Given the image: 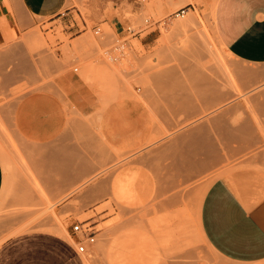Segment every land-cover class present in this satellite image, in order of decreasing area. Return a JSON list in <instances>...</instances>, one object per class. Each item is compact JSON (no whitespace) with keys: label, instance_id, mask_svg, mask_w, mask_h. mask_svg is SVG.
Instances as JSON below:
<instances>
[{"label":"rangeland","instance_id":"obj_1","mask_svg":"<svg viewBox=\"0 0 264 264\" xmlns=\"http://www.w3.org/2000/svg\"><path fill=\"white\" fill-rule=\"evenodd\" d=\"M214 4L67 0L85 26L75 14L80 30L66 34L59 21L33 20L18 0H0V242L47 231L74 245L70 227L79 222L95 237L77 253L82 264H221L202 234L200 206L216 179L264 189V64L225 49L212 28ZM73 86L99 108L143 101L147 145L109 147L99 114L75 109ZM40 117L56 123L54 137L36 139ZM80 122L91 129L86 148ZM84 163L89 175L65 177Z\"/></svg>","mask_w":264,"mask_h":264},{"label":"crops","instance_id":"obj_2","mask_svg":"<svg viewBox=\"0 0 264 264\" xmlns=\"http://www.w3.org/2000/svg\"><path fill=\"white\" fill-rule=\"evenodd\" d=\"M18 3L33 20L44 19L49 24L59 21L66 34H75L80 30L75 14L85 26L78 11L67 7V0H18ZM213 9V31L233 58L249 64H264V0H215ZM111 25L116 29L117 22H111ZM149 45L150 42L141 43L147 49ZM70 90L71 101L81 117L99 114L100 134L115 151L139 149L150 141L148 107L143 101L121 100L99 108L93 105L87 94L83 96L80 89L74 87ZM164 94L162 108L166 112L167 92ZM145 97L151 98L152 95L141 96ZM42 110L43 107L37 108V113H43ZM78 124L81 139L85 141L91 129L84 122ZM57 130L56 123L44 121V117H40L35 126L36 139L43 141L44 137H54ZM89 173L90 166L84 163L74 167L70 176L66 171L65 177H70L76 183L77 179ZM3 184L4 171L0 162V193ZM123 186L121 181L115 187L120 190ZM199 222L207 244L219 256L221 264H264L263 188L247 185L240 178L233 181L216 179L203 196ZM70 238L73 239L74 235ZM0 264L82 262L75 245H71L64 237L54 232L36 231L15 234L2 240Z\"/></svg>","mask_w":264,"mask_h":264},{"label":"built area","instance_id":"obj_3","mask_svg":"<svg viewBox=\"0 0 264 264\" xmlns=\"http://www.w3.org/2000/svg\"><path fill=\"white\" fill-rule=\"evenodd\" d=\"M187 10L183 8L179 9L178 12L175 14L176 17H183ZM100 32L99 29L95 30V34ZM117 58L111 57L112 61H115ZM76 70V69H75ZM82 223H73L70 227L71 234L74 235V245L76 247V251L78 254H84L87 251L88 246L93 245L95 241L94 233H88L89 231L83 229Z\"/></svg>","mask_w":264,"mask_h":264},{"label":"bare ground","instance_id":"obj_4","mask_svg":"<svg viewBox=\"0 0 264 264\" xmlns=\"http://www.w3.org/2000/svg\"><path fill=\"white\" fill-rule=\"evenodd\" d=\"M214 6H215V4H214ZM214 6H213V7H214ZM213 10H214V9H213ZM212 15H213V11H212ZM190 17H191V16H190ZM187 25H188V24H187ZM189 25H190V24H189ZM205 143H206V142H205ZM74 243H75V242H74Z\"/></svg>","mask_w":264,"mask_h":264}]
</instances>
